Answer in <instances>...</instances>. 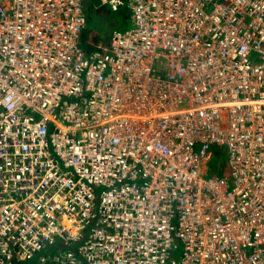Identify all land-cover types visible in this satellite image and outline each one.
<instances>
[{"label": "built area", "instance_id": "obj_1", "mask_svg": "<svg viewBox=\"0 0 264 264\" xmlns=\"http://www.w3.org/2000/svg\"><path fill=\"white\" fill-rule=\"evenodd\" d=\"M99 6L0 0V264H264V0Z\"/></svg>", "mask_w": 264, "mask_h": 264}, {"label": "rangeland", "instance_id": "obj_2", "mask_svg": "<svg viewBox=\"0 0 264 264\" xmlns=\"http://www.w3.org/2000/svg\"><path fill=\"white\" fill-rule=\"evenodd\" d=\"M86 3V24L84 29L82 30L79 45L87 49L88 44L86 43L87 39L93 36L95 39H101L103 41H108L109 36L112 30H127L131 28V24L129 21V14L125 12V10H117L110 11L108 8H97L98 2L97 0L85 1ZM162 59V58H161ZM163 60V59H162ZM72 99H68L70 102ZM59 109H56L58 112ZM33 116L35 118H39L37 113H34ZM214 148L220 149V151L224 154V164L226 163V154L223 147L214 146ZM213 148V149H214ZM211 161V160H210ZM210 166V163H209ZM211 167V166H210ZM96 197L98 198L99 190L95 191ZM180 249L177 251L179 253Z\"/></svg>", "mask_w": 264, "mask_h": 264}, {"label": "trees", "instance_id": "obj_3", "mask_svg": "<svg viewBox=\"0 0 264 264\" xmlns=\"http://www.w3.org/2000/svg\"><path fill=\"white\" fill-rule=\"evenodd\" d=\"M210 166L213 170L214 175L226 174V166L224 164V154L220 151V149L218 148L213 149V158L210 161Z\"/></svg>", "mask_w": 264, "mask_h": 264}, {"label": "crops", "instance_id": "obj_4", "mask_svg": "<svg viewBox=\"0 0 264 264\" xmlns=\"http://www.w3.org/2000/svg\"><path fill=\"white\" fill-rule=\"evenodd\" d=\"M85 1H90V0H84V7H85V14L87 15L86 13V3ZM98 2V6L97 8H107V7H100L99 6V0H97ZM111 11V10H110ZM85 15V16H86ZM87 22V20H86ZM82 33V32H81ZM81 36V35H80ZM109 41V40H108ZM108 41H103L101 39H95L93 36H91L90 38L87 39L86 43L88 44V47H87V50H92L94 48L95 45H97L98 43L101 44V45H107L108 44ZM84 49V48H83Z\"/></svg>", "mask_w": 264, "mask_h": 264}]
</instances>
